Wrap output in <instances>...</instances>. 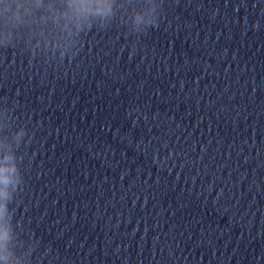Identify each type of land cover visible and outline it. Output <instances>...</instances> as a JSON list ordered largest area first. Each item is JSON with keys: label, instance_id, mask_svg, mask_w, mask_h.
I'll list each match as a JSON object with an SVG mask.
<instances>
[{"label": "clouds", "instance_id": "obj_1", "mask_svg": "<svg viewBox=\"0 0 264 264\" xmlns=\"http://www.w3.org/2000/svg\"><path fill=\"white\" fill-rule=\"evenodd\" d=\"M119 0H0V49H16L14 41L26 37L25 46L29 63L43 60L45 64L69 63L77 57L89 32L106 31L116 21ZM157 0H142V11L132 18V31L144 34L159 26ZM34 41V43H33ZM135 47H133V50ZM27 137V139H22ZM18 144H27L32 134L22 127L16 135ZM9 151L0 157V264H29L17 256L11 247L14 229L10 223L8 204L11 190L21 191L24 183L17 156ZM29 163L31 158L27 155ZM155 159V157H154ZM20 160V164L23 163ZM33 239H39L34 238ZM33 248L29 247V255ZM35 258L34 256L32 257Z\"/></svg>", "mask_w": 264, "mask_h": 264}]
</instances>
